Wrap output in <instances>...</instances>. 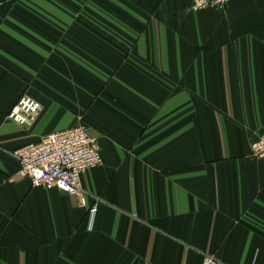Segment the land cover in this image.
Segmentation results:
<instances>
[{"label": "crops", "instance_id": "0c3cea01", "mask_svg": "<svg viewBox=\"0 0 264 264\" xmlns=\"http://www.w3.org/2000/svg\"><path fill=\"white\" fill-rule=\"evenodd\" d=\"M192 6L0 0V264H264V0ZM77 127L103 158L86 208L14 157Z\"/></svg>", "mask_w": 264, "mask_h": 264}, {"label": "built area", "instance_id": "2783aa9c", "mask_svg": "<svg viewBox=\"0 0 264 264\" xmlns=\"http://www.w3.org/2000/svg\"><path fill=\"white\" fill-rule=\"evenodd\" d=\"M232 0H193L192 11L224 10ZM42 106L23 96L10 112L8 119L30 130L42 113ZM252 156L264 159V135L252 143ZM20 174L33 188L58 190L75 197L81 208L87 207L88 194L82 187V176L103 165V158L88 129L77 127L46 135L39 142L29 144L14 153ZM97 206L91 210L95 216ZM204 264H226L214 256H206Z\"/></svg>", "mask_w": 264, "mask_h": 264}]
</instances>
